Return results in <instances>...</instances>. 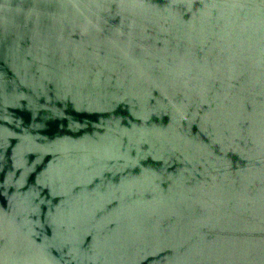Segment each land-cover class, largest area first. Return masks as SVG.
<instances>
[{
  "label": "water",
  "instance_id": "1",
  "mask_svg": "<svg viewBox=\"0 0 264 264\" xmlns=\"http://www.w3.org/2000/svg\"><path fill=\"white\" fill-rule=\"evenodd\" d=\"M0 264H264V0H0Z\"/></svg>",
  "mask_w": 264,
  "mask_h": 264
}]
</instances>
